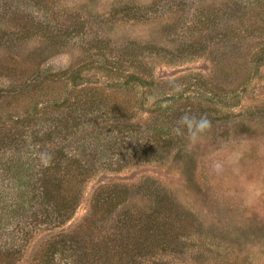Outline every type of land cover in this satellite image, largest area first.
Wrapping results in <instances>:
<instances>
[{"label":"rangeland","instance_id":"374dc122","mask_svg":"<svg viewBox=\"0 0 264 264\" xmlns=\"http://www.w3.org/2000/svg\"><path fill=\"white\" fill-rule=\"evenodd\" d=\"M204 17L212 24H202ZM99 44L109 58L136 49L160 87L131 91L138 104L117 133L114 121L85 123L65 141L47 134L51 123L40 112L26 116L24 103L10 109L9 123L29 117L33 127L18 125L13 144L0 147V264H39L38 253L60 240L69 242L65 254L53 261L48 254L42 264H264V0H0V64L22 71L0 73V114L28 79L39 84L97 61ZM86 69L78 89L124 83ZM199 76L212 104L193 114H206L211 127L190 144L172 134L179 119L164 111L191 115L187 82ZM63 85L72 89L69 80ZM45 99L39 109L68 124L67 111ZM160 128L168 130L164 139L155 133ZM61 150L87 170L62 224L39 189L44 167ZM104 186L126 195L95 214L93 198ZM158 203L168 207L174 229L158 245V232L144 234L135 248L130 232ZM117 242L125 253L111 258Z\"/></svg>","mask_w":264,"mask_h":264},{"label":"trees","instance_id":"16d2710c","mask_svg":"<svg viewBox=\"0 0 264 264\" xmlns=\"http://www.w3.org/2000/svg\"><path fill=\"white\" fill-rule=\"evenodd\" d=\"M10 17L12 19L16 18L14 13H12ZM212 22L213 20H210L209 18L206 19L204 17L202 19V24H205V26L210 23L212 24ZM95 46L94 48H96L98 52V54H96L98 60L94 61L90 65H86V67H83V65L80 66L79 68H81V74L80 71L77 72V70L72 71L69 73V75L67 74V76L64 73H61V75L52 77L51 79H43L39 84H36L35 80L32 81L31 79H28L25 81V83L27 82V85L24 91L17 94H12V97L7 98V105H10V108L7 110L6 107H4V110L7 111L8 114L4 117L0 114V147H5L6 144H8L7 149L10 147L8 140H10L12 143V130L16 131L18 125L21 124L23 126H29L31 129L33 127L29 117H27L25 120L23 119L22 121L16 119L14 122H12V124L11 122L9 123L10 118H12V115L9 114L10 111L16 110L18 107H20L21 103L27 105V108H25L26 116L31 114L30 117H32L35 112H40L48 119V122L51 123L50 127L52 128V130L49 128L47 131L49 136L54 135V138L65 141V138L68 135L72 134L73 131L79 127H84L85 123L94 125L100 121H114L111 131H113L114 128L116 129L117 133V131L121 130L119 129L118 124H127L126 122H128L133 109L138 104L137 94L132 93L131 91L137 90V87L142 86L148 87L150 89L155 85L156 88L160 87L155 83L149 70L140 66V63L137 62L136 59L138 54L135 53L136 49H120L118 53L114 54L111 52L110 54H112V57L109 58L105 55L100 44L96 47ZM16 68H18V66L15 64H0V73L9 74L22 72L18 71ZM86 68H89V70L92 68L100 70L104 72L105 76L108 78H121L123 79L124 83L117 85L114 82H111L112 87H110V82H107L101 88L85 87L78 89L77 85L74 84H76L81 78L82 71L87 70ZM131 68H133L134 71L130 73L129 71ZM64 80H69L72 84V89L69 91H67L64 85L63 89L60 87L62 83H64ZM201 87H203V89ZM60 88L62 90H60ZM187 88V90H194L193 96L187 98V100L190 101L188 108H190V113L192 116L196 117L197 115V113L193 114V110L198 109L204 112L205 110L210 109L209 105L212 104V99L208 97V94H210L211 91L210 89L206 90L207 85L200 76L190 79L187 82ZM199 88L201 91H199ZM61 92L64 93L62 94ZM46 97L47 99H52L53 103L57 104L54 105V108H57V110L59 109L60 113L67 111L66 116L69 119H64L65 117H63V119L68 124L63 125L60 119H52L53 121H51L49 117H47V114L43 112L41 108L39 109V100L45 99ZM60 97L63 98L62 101L58 103L56 99ZM159 110H161V108ZM165 110L166 111H164V113L166 114L165 116L168 117V120L173 121L182 117L179 115L178 109L168 107ZM201 116L207 115L202 114ZM125 129L126 127L123 126V130ZM155 133L158 138L164 139V137L168 135V130H166V128H160L156 129ZM123 139L124 137H121L116 142H121ZM116 145L120 148V152H118L122 155V146L117 143ZM50 158L51 161L48 162L49 164L47 163V165L44 167L45 170L42 171L43 175L40 180L39 189L42 190L44 200L48 201V203L51 205L49 209L55 213L57 218L56 220L62 224L65 222V220L72 216L74 209L79 202L82 185L87 178V170L84 169L83 162L79 157L76 155H67L62 150L61 152L57 151L56 155ZM116 189L117 188L114 186H104L98 189L96 192L97 196L93 198V208L95 214L106 210L105 206H112L114 200H123L126 195L125 190ZM161 205L162 204L158 203V209L153 212V215L147 217L143 225L141 224L140 226L139 224L135 223V227L137 226L138 229L136 230L135 228L133 232H130L131 235H133L132 242L134 246L136 245L135 248H139L141 237L144 234H153L152 231L159 233V236L155 238V244L158 245L160 243L158 242L160 237H162V240H168V231L174 228L168 217L170 215L168 207L162 208ZM87 222L89 223V221ZM127 243L132 245L130 239H128ZM68 244L69 242L66 240L49 243L47 248L38 253L36 261H38L39 264L44 263L45 259L49 258L48 254H50V257L56 255H60L62 257L67 250ZM149 244L150 242L147 245ZM126 247L127 246L125 244L123 245L119 242L114 244L112 246L114 250H111L110 253L111 258H116L117 255H120L122 252L125 253L124 248L126 249ZM159 247L162 249L163 245L160 244ZM144 250H147V248ZM138 252L139 254L141 253L140 249H138ZM52 261L51 264L53 263Z\"/></svg>","mask_w":264,"mask_h":264},{"label":"clouds","instance_id":"9594fccd","mask_svg":"<svg viewBox=\"0 0 264 264\" xmlns=\"http://www.w3.org/2000/svg\"><path fill=\"white\" fill-rule=\"evenodd\" d=\"M176 91L180 90V85H174ZM211 127V122L206 116L199 118L185 114L182 116L175 127L171 129L172 134L178 137L185 138L190 144L198 142L208 129ZM48 157H44V162L47 163Z\"/></svg>","mask_w":264,"mask_h":264}]
</instances>
